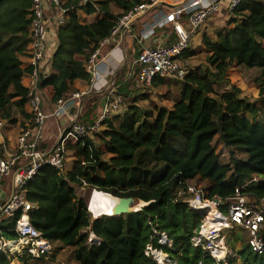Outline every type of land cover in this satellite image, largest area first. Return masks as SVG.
Wrapping results in <instances>:
<instances>
[{"label": "trees", "instance_id": "1", "mask_svg": "<svg viewBox=\"0 0 264 264\" xmlns=\"http://www.w3.org/2000/svg\"><path fill=\"white\" fill-rule=\"evenodd\" d=\"M61 1L65 23L55 28L53 72H42L40 77V87L50 88L53 104L82 91L79 82L90 86L87 63L91 55L111 37L122 16L149 2ZM32 5L31 0H0V119L8 126L20 123L22 130L34 126V115L27 109L28 88L23 84V77L32 71L31 65H24L30 57ZM81 13L88 17L86 22ZM227 23L216 40L204 39V67L182 66L184 78L153 81L152 89L176 90L172 108L158 106L151 100L152 92L138 86L139 65L130 76L140 55L134 41L129 65L116 75L117 94L128 103L127 111L112 115L99 132L65 144V159L68 153L75 158L71 170L63 174L52 165H43L24 187L26 199L35 206L30 212L32 226L53 244V252L40 259H33L27 249L22 255L0 253V264H11L14 259L19 264H47L48 258L54 263L55 253L66 249L75 264H159L146 254L148 246L176 264L217 263L205 249L207 242L195 245L193 241L204 218L203 212L189 204L188 190L195 187L191 183L205 184L198 189L206 199L225 202L220 206L224 213L237 190L253 201L264 198V1L243 0L228 14ZM195 55L187 50L181 59ZM234 66L258 70L259 100L243 97V90L233 84L229 72ZM103 98L90 96L78 122L95 124ZM141 100L149 101L151 109L142 110ZM219 145L231 150L228 162H222L217 153ZM39 149L47 150L43 144ZM232 150L244 152L246 158H237ZM78 188L151 203L140 211L103 215L92 222ZM163 233L170 243H160ZM228 233L225 243L230 250L241 244L235 252L242 264H264V256L252 251L242 228ZM92 234L99 242L89 245ZM261 236L264 239V229ZM0 238L20 239L14 222L0 224ZM235 262V258L229 260Z\"/></svg>", "mask_w": 264, "mask_h": 264}, {"label": "built area", "instance_id": "2", "mask_svg": "<svg viewBox=\"0 0 264 264\" xmlns=\"http://www.w3.org/2000/svg\"><path fill=\"white\" fill-rule=\"evenodd\" d=\"M31 1L33 5L31 9V43L29 49L32 71L28 74L27 88L28 107L34 115V126L21 131L13 149L6 145L2 146L3 156L0 158V223L3 220L14 222L15 231L20 239L18 241H4L0 238V253L11 255L16 251V254L22 255L23 251L27 249L33 259H40L43 256L50 255L54 247L50 241L43 237L41 232L33 228L30 212L34 210L35 206L26 199L24 187L43 165H52L65 174V144L78 142L89 133L99 132L102 123L120 111L124 104V98L122 95L117 94L115 71L122 65L127 64L122 53L125 37L133 38L141 46L140 55L132 65L130 72L131 76L135 66H140L141 70L137 78L139 87H152L153 81L158 77L182 79L185 77L186 71L183 69L180 60L189 49L191 40L197 31L224 9L228 14L233 12L243 3V0H184L178 7L157 14L153 21L147 25V28L139 33H136L134 24L149 12L165 6L172 0H149L146 4L122 16L113 29L111 37L102 42L101 47L91 55L87 63V71L91 76L90 86L74 93L67 100L61 99L57 102L52 116L59 119L69 115L71 123L54 147L45 151L39 148L44 142L45 123L49 115L43 109L44 90L40 87V77L48 53L49 22L55 19V27L63 25L65 23V10L62 9L61 0ZM53 7L56 9V15H50ZM168 26H171L176 34L173 43L159 46L145 45L146 41L156 35L157 30ZM111 42H116V47L110 49L107 58L117 60L116 68L110 67L103 56V47ZM118 49L121 52L120 59L117 58ZM97 93H101L105 98L102 113L95 124L85 126L78 122V118L86 100ZM70 109H74L75 113H69ZM4 125L5 122L0 120V128H3ZM60 142L61 145H59ZM6 178L12 179V189L9 196L4 190ZM188 192L192 195L189 201L191 208L202 212L200 207L212 202L216 203L220 215V219L212 220L216 224H221L220 232L215 234V231L212 230L213 234L209 237L205 235V230L210 226V219H206L202 223L199 236L193 239L195 245H200L203 241L207 242L205 249L219 261L217 262L219 264L225 261L220 260L223 250L225 256H227L226 259L230 256L229 254H233L225 246V241L221 235L224 234L226 229L240 227L246 233L252 251L264 256V239L261 236L264 229V198L253 201L241 196L239 190H237V197L229 204L227 212L224 213L220 210V206L225 205V202L219 199L218 201L216 199H206L203 190L197 187H190ZM19 212L21 214L17 217ZM98 242L99 240L95 236H91L88 244L92 245ZM160 243H170L166 234L161 235ZM155 251L157 250H154L152 246H148L146 254L148 256L153 255L156 258L154 256ZM156 261L160 262L157 258Z\"/></svg>", "mask_w": 264, "mask_h": 264}, {"label": "rangeland", "instance_id": "3", "mask_svg": "<svg viewBox=\"0 0 264 264\" xmlns=\"http://www.w3.org/2000/svg\"><path fill=\"white\" fill-rule=\"evenodd\" d=\"M262 1H264V0H262ZM157 11H158V9H155L153 12H151L148 19L150 20V17H152ZM221 14H222V16H224V19H225V22L223 24L224 27H222V28H225L226 26H228V23H227L228 12L224 9L221 12ZM93 19H94V17L90 21H92ZM81 20H82V22H86L88 20V17L85 16L83 13H81ZM136 28H138V27L136 26ZM218 31H217V33H218ZM137 32H139V31H137ZM192 46L194 48H197L196 43H193ZM140 47L138 49L139 52H140ZM205 62H206V53L201 51V53H199V56L195 61V64L193 65V68H196L198 66L204 67ZM185 68L190 69L189 66L185 67ZM229 74H230V78H231L233 84L238 86L239 88H241L243 90V94H242L243 97L247 98L248 100H250L252 102H255V101L260 99V94H259L260 83L256 81V78L260 75L258 70L249 69L245 66H240V67L234 66L230 69ZM144 90L147 91L146 93H149V91L152 92V93H150L152 95L151 100L153 102L156 100L155 102L157 104H159V106H161V107L164 106V104H167L169 106L175 102L174 96H175L176 90L175 91L170 90L169 88H165V87L163 89H160V88L156 89L157 93H154V90L152 88H148V89H144ZM161 91H163L164 93L161 97H159L158 92H161ZM139 105H142V107H143L142 110H144V109L150 110L151 109L149 101L141 100ZM128 108H129V105H128V103L125 102L117 114L122 115L124 112L127 111ZM114 115H116V114H114ZM68 126H69V121L65 122V120L61 119L57 122V119L54 117L47 118L46 123H45V129H44V141L48 144V148L53 146L55 143H57L59 141V139L61 138V136L64 133V130ZM216 141H217V139H216ZM232 151L234 152V154L237 158H243V159L246 158V154L244 152L239 151V150H232ZM217 153L220 155L222 162H228L230 160V156H231V150L230 149H226L222 145H219L218 149H217ZM74 162H75L74 156L72 154L68 153L67 158H66V166H65L66 172L71 170L72 166L74 165ZM191 185L195 186L197 188H202V189H204V187H205L204 183H198L196 181H193L191 183ZM11 189H12V179L6 178L5 183H4V190L7 192V196L10 195ZM92 190H94V189L78 188V194H79V196H81L82 198H84L88 202V199L90 197ZM202 212H203V218H204L203 222H204L206 219L209 218L210 213L208 211H206L205 209L202 210ZM3 222L5 225H8L11 223L9 220H3L0 224H2ZM228 230H232V228L226 229L224 234L221 235V237L224 239V241H226V238L230 233V232L228 233ZM90 239H91V237H90ZM56 246H58V245L57 244L55 245V249L57 248ZM225 246L228 247L226 243H225ZM240 246H241V244L239 242H237L236 248H232L234 251L231 250L233 252V254H229L230 256L227 259H226L227 256H225V257L221 256L220 260H225V261H223L224 264H230L229 260L235 258L236 262L234 264H242L243 261L239 258V255L235 252V250L237 248H239ZM14 252L15 253H12L11 255H15L16 251H14ZM234 252H235V255H234ZM162 254H163V256L161 258H159V261H160L159 264H176L173 261L171 262L170 257L168 255H166L164 253H162ZM55 256H56L55 262L54 263L51 262L50 261L51 258H48L47 264H75L72 262L70 249L58 251L57 253H55ZM151 257L154 258L153 255H151ZM154 259L156 260V258H154ZM216 262H219V261L216 260ZM11 264H19V262L17 261V259H14ZM216 264H218V263H216Z\"/></svg>", "mask_w": 264, "mask_h": 264}, {"label": "crops", "instance_id": "4", "mask_svg": "<svg viewBox=\"0 0 264 264\" xmlns=\"http://www.w3.org/2000/svg\"><path fill=\"white\" fill-rule=\"evenodd\" d=\"M183 2H184V0H172L170 3L166 4L165 6L158 7L157 8L158 11L152 17H150V20L148 19V17L150 15V13L153 12L154 10L149 12L146 16L142 17L141 19H139L134 24V29H135L136 33H139L140 31L147 28V25L149 23H151L153 21L152 19L155 18V16H157V14H159L160 12L170 11L171 9H174V8L178 7L179 5H181ZM51 14H53V15L57 14L55 8L51 9L50 15ZM224 22H225L224 16H222V14L220 13V14L212 17L197 32V34L192 38L191 43H190V47L188 49V51H190V52H193V51L197 52V55L190 57L184 61L181 59L180 62H181L182 66H185V67L189 66L191 69H193V65L195 64V61L198 58L199 53H201V51L205 53L204 39L211 38L212 40H216L217 39V31L220 30L222 27H224L223 26ZM136 26L138 28H136ZM55 28H56L55 27V19H52L49 22L50 36L48 39V53H47V59L45 61V65L43 68V73H45V74H51L53 72L52 65H51V59H52L53 54L57 48ZM137 31H139V32H137ZM175 36H176V34L174 33V30L172 29V27L168 26L164 29L157 30L156 35L153 36V38H151L150 40L146 41L145 45L146 46H159V45H163V44H168L170 42V40L172 39V37H175ZM134 41L135 40L131 37H128V36L125 37L124 43L122 45V49H123L122 53H123L124 57L126 58L127 64L125 66L122 65L121 67H119L118 70L115 71L116 75L118 74L119 71H121L123 68H125L129 65L130 59L133 57ZM193 43H196L197 48H194L192 46ZM115 47H116V42H111L109 45H106L103 47V56L105 57V60L107 61L108 65H110V67H113V68L117 67V60H114V58H107V56H108V52L110 51V49L112 50ZM117 53H118L117 58L120 59L121 58V55H120L121 52L119 51V49L117 50ZM30 57H31V55H30ZM30 57L24 59V65L27 67H30V65H31L30 64ZM23 84L26 87L28 85V75L27 74L23 77ZM78 87L81 90H83L87 86L85 85V83L79 82ZM163 88H164V86L160 87V89H163ZM157 89H159V88H157ZM153 90H154V93H157L156 89H153ZM158 93H159V97H161L164 92L161 91ZM100 94L101 93H97L95 95H100ZM143 101H146V100H143ZM139 104H140V101H139ZM157 105L159 106V104H157ZM172 106H173V104H171L169 106L167 104H164V106H162V107L172 108ZM55 108H56V104H53L51 102V90H50V88H47L44 90V110L49 115V118L54 117V116H52V113L55 111ZM27 109L29 111L28 106H27ZM100 112H102V110ZM69 113L74 114L75 110L70 109ZM54 118H56V117H54ZM56 119H57V122L62 119V120H65V122L69 121V125L71 123L69 115L63 116L59 119L56 118ZM0 120H2V119H0ZM20 126H21L20 123L17 125L8 126L5 122L4 127L0 128V152H2V154H3V150H2L3 145L8 146L10 149H13L14 146L16 145L18 136L22 131V128ZM54 145L48 148V144L45 141L43 143V147L46 149H49V150L51 148H53Z\"/></svg>", "mask_w": 264, "mask_h": 264}, {"label": "bare ground", "instance_id": "5", "mask_svg": "<svg viewBox=\"0 0 264 264\" xmlns=\"http://www.w3.org/2000/svg\"><path fill=\"white\" fill-rule=\"evenodd\" d=\"M119 203H120L119 198H116V197H114L110 194H107V193L96 191L93 193L91 201L89 202V205H90L92 215L100 217V216L105 215V214L111 215L113 208L116 207ZM140 204L142 205L143 203L141 202ZM138 208H140V205H138V206L133 205L131 207V211L132 210H138ZM200 209H202V210L205 209L210 213V215H209L210 226L205 230V232H204L205 235H207L209 237L211 234H213L212 230L215 231V234H218L220 232L221 224H216V223L212 222V220L220 219V215H219V211L217 210L216 203H212V202L206 203V205H203L202 207H200ZM92 236H94V235L92 234ZM215 237H217V236H215ZM155 256L159 260V258H161L163 256V254L159 251H155ZM221 256H225L224 250H223V253H221L220 258H221Z\"/></svg>", "mask_w": 264, "mask_h": 264}, {"label": "water", "instance_id": "6", "mask_svg": "<svg viewBox=\"0 0 264 264\" xmlns=\"http://www.w3.org/2000/svg\"><path fill=\"white\" fill-rule=\"evenodd\" d=\"M104 104H105V98H103V100H102V104H101L102 108L104 107ZM94 192H95V190L91 191L90 197H89L88 202H87L88 209H89L91 214H92V212H91V209H90L89 202L91 201V198H92V195H93ZM0 197H1V195H0ZM119 200H120V203L116 207L113 208V211H112V214H111L112 216H120V215H123V214H126V213L140 211L144 207L150 205V203H151V202L150 203H146L144 201L136 200V199H133V198H119ZM216 201H218V199H216ZM141 202L143 203L142 205L140 204ZM133 205H136V206L140 205V208H138V210H132L131 211V207ZM98 218L99 217L92 215V222H95Z\"/></svg>", "mask_w": 264, "mask_h": 264}]
</instances>
